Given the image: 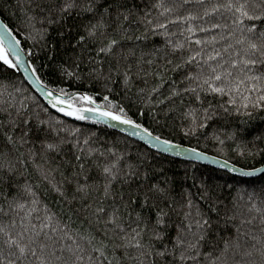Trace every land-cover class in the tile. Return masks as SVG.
Returning <instances> with one entry per match:
<instances>
[{
	"label": "snow or ice",
	"instance_id": "obj_1",
	"mask_svg": "<svg viewBox=\"0 0 264 264\" xmlns=\"http://www.w3.org/2000/svg\"><path fill=\"white\" fill-rule=\"evenodd\" d=\"M141 3L143 0H140V3H137V0H62V2L38 0L35 8L40 13H47L44 19L39 21L40 24L47 22L50 26L55 25L61 35L68 18L75 16L79 19L90 16L95 23L90 20L89 24L84 26L86 35H80L77 43L79 45L91 40L95 44L99 39L100 43L96 48L97 57L101 54L106 57L111 56L115 48L120 46V41L116 39H108L107 43L104 42L108 28L113 25L115 31L125 39H132L128 35L132 26L139 27L141 24L148 31L142 36H135V40H147L148 34L165 37L164 48L156 49L155 54L157 56L162 54L166 65L171 66V71L182 76L179 83L184 87L181 92L174 86L170 94L159 103L164 104L165 100L172 101L173 98L183 94H191L199 105V107H190L183 113L184 118L189 120L188 129L183 133L185 137L195 136L213 124L220 127L219 122H227L228 117L233 116V112L237 115L243 113L251 118L250 109L264 110V0H172L170 4H166L164 0H157L151 5L158 12L155 20L149 18L150 12L143 11ZM189 5L195 11L188 9ZM182 9L185 10L183 14H181ZM217 14L221 17L227 14L230 23L221 24L214 21L212 18ZM159 17H164V20L161 22ZM36 21L37 16L33 14L26 16L22 24L25 27H35ZM169 25H181L179 35L183 37L182 42L171 39L177 34L169 31ZM0 29H2L0 67L18 71L27 63L19 47L20 42L10 39L6 48L5 35L11 37L12 33L8 25L0 24ZM214 30H220L219 41H228L223 49L215 48L219 43L216 35L210 40L193 39L197 32L207 34ZM186 45L189 55L185 57L182 53ZM209 45L212 46L210 51L206 50V46ZM177 53H181L179 62L168 59L169 55ZM28 55L30 56L31 53L29 52ZM131 55L134 56L135 52L132 51ZM150 55L152 53L142 52L139 61L144 62ZM121 58L127 59L123 54ZM82 62L81 58L68 67L61 65L60 74L77 81L81 80ZM146 62L149 65L153 63L151 59H147ZM99 63L101 61L96 59L89 60L87 75L95 76L96 79L103 77L106 81L111 80V70L105 77L101 68L92 66ZM29 68L31 75H26L25 79L40 88L47 100V107H41L33 98L35 108L30 111L28 104L19 100V96L24 92L22 87L13 85L12 91H8L7 87L0 91V149H2L0 150V193H3V203H0V264H122V258L117 256L118 251H123L124 258L136 261L137 264H145L149 257H152L151 264H168L169 256L175 264L177 253L181 264L189 260L192 264H264V201L257 203L250 196V203L245 210L237 208L231 215L225 213L221 216L217 206L219 198L215 196V185L206 178L195 175L189 177L185 171L183 180L191 179L199 193L197 199L202 203H197L193 199L191 190H186L185 184L178 182L175 176H165L163 181L152 182L150 177L154 173L148 170L152 162L144 156H140L137 163L128 164L122 178L125 183L129 182V177L140 181L137 191L129 194L128 204H138L141 209L147 208L149 211L155 210V224L148 242L144 241V233L147 224L151 222V217H143L142 213L138 212L135 217L137 226L129 230L124 224L122 209L117 206L116 195L110 190L112 182L121 178L122 157H116L113 162L102 167V175L105 179L103 199L98 201L95 207L91 203L85 206L84 210L90 213V218L86 217L88 227L85 228L82 224L77 226L69 213L75 214L79 211L73 209L71 205L77 199L81 201L87 199L91 190L86 182L84 184L79 182L81 175L87 181L85 165L78 163V171H72L70 176L61 173L62 179L59 181L55 179L54 173L58 169L48 166L49 159L53 153L61 154L63 145L69 141L59 137V133L64 131L58 127L62 122L59 119L53 121L51 118L45 120L41 112L47 115L49 109H54L56 113L78 121L90 119L88 114H91L96 117L92 120L94 124L113 127L115 122L118 125H126L133 130L132 135L140 136L151 147L156 148L157 153L183 155L187 159L204 158L203 153L198 152L196 148L185 149L170 139L153 136L147 128L131 119L124 107L113 104L107 95L103 97L106 103L101 108L95 106V101L90 95H73L66 93L64 89H60L57 94L40 83L38 70L31 64L24 68L25 73ZM192 68L195 70H191ZM130 73V68H125L123 73L117 69V75L123 76L126 88L132 83ZM160 75L162 79L163 74ZM164 83L162 80L161 84L154 87L151 92L159 93ZM173 84L175 85V82ZM209 96L213 98L228 96V103L232 108L224 104L213 105L207 100ZM237 96L240 98L239 102ZM75 101H82L90 107L77 106ZM247 131V128L237 126L227 138L242 140ZM53 133L56 134V139H50ZM69 134L75 135V132ZM212 138L220 144L225 142L216 130L213 131ZM257 142H264V131L257 133L250 143L256 145ZM87 143L88 141L85 140V144ZM37 144L39 149L36 148ZM25 148L27 151L22 150ZM258 153L264 156V148H258ZM248 154L254 156L256 153ZM38 157L44 161L42 164L36 163ZM82 159L81 155L75 156L77 162ZM223 167L228 172L237 171L227 161ZM158 171L162 173L163 169ZM33 173L37 183H33ZM257 173L264 174V168L239 171V175L248 177ZM74 181L75 191L69 200L68 194ZM40 189L46 194L55 193L54 199L58 198L66 202L69 205L68 212L66 213L63 208L59 212H54L47 205L41 208V200L37 195ZM133 195L136 197L135 200L132 199ZM110 197L112 203L107 204L106 201ZM177 197L181 202V208L188 209L184 213L188 223L183 232H177L172 239V248L169 249L164 241L168 238L167 229L171 225L166 222L169 212L164 206L172 210ZM120 200H124L123 194L120 195ZM123 210L131 218L128 205H124ZM213 213L216 214L215 221L212 217ZM238 218L242 225H253L259 220V236L248 232L241 233L239 226H236L234 234L231 233L229 229L235 226ZM142 222L143 228L140 227ZM94 224H102V228L93 230ZM98 232H102V235L98 236ZM242 236L247 239L242 241ZM155 241L161 242L163 246L157 249L154 245ZM248 241L253 243L249 244ZM205 247L208 248L207 252L204 251ZM130 250H135L137 255L131 256Z\"/></svg>",
	"mask_w": 264,
	"mask_h": 264
},
{
	"label": "trees",
	"instance_id": "obj_2",
	"mask_svg": "<svg viewBox=\"0 0 264 264\" xmlns=\"http://www.w3.org/2000/svg\"><path fill=\"white\" fill-rule=\"evenodd\" d=\"M37 2L38 0H0V20L3 24L9 26V30L14 38L20 42L19 46L26 55L29 63L38 70L37 76L40 78L42 85H46L49 90H53L57 94H59L60 89H64L66 93L73 95H90L93 97L95 104L102 108L106 103L103 97L107 95L113 104L124 107L131 119L140 123L142 127L147 128L154 136H160L162 139H170L174 143L196 148L202 153L227 161L241 169H254L264 165V156L258 153V148H264V142H257L256 145L250 143L257 133L264 131V110L250 109L252 112L251 118L243 113L237 115L233 112V116L228 117L227 122H219L220 127L213 124L208 129L201 130L195 136L185 137L183 135L189 126V120L184 118L183 113L188 108L199 107V105L191 94H183L180 97L173 98L172 101L165 100L164 104L159 103L160 100L170 94L174 86L179 88L181 92H183L184 87L179 83L182 76L171 71V66L166 65V60L162 57V54L161 56L155 54L156 49L164 48L165 37L148 34L147 40H135V36H142L148 31L141 24L139 27L132 26V29L128 33L132 39H125L120 33L115 31V26L113 25V27L108 28L104 42L107 43L108 39H116L120 41V46L115 48L111 56L106 57L101 54L97 57L96 48L99 46V39H97L95 44L91 40L79 45L77 43L80 35H86L84 26L88 25L89 21L92 20L90 16L79 19L75 16L68 18L66 27L63 29V35H61L60 30L55 25L50 26L47 22L43 25L40 24L39 21L44 19L47 13H40L35 8ZM57 2H62V0H57ZM156 2L157 0H143V3L140 4L143 11L150 12L149 18L154 20L157 19L158 12L151 5ZM164 2L170 4L172 0H164ZM137 3H140V0H137ZM187 7L195 11L191 5ZM184 11L182 9L181 14ZM33 14L37 16L35 27H25L22 22L25 21L26 16ZM212 19L221 24L230 23L227 19V14H224L223 17L217 14ZM159 20L162 22L164 17H159ZM92 22L95 23L94 20ZM205 26L208 25L205 24ZM125 27H127V24H125ZM169 31L177 34L171 37L172 40L178 42L183 41V37L179 35L181 25H169ZM219 32L220 30H214L212 33L207 34L197 32L193 39L210 40L213 35H216L219 41ZM224 34L226 35V33ZM227 43L228 41H219L215 45V48L218 50L223 49ZM211 47V45L206 46V50L210 51ZM132 51L135 52L134 56L131 55ZM29 52L31 53L30 56L28 55ZM142 52L152 53V55L146 57L144 62H140L139 57ZM121 54L126 56L127 59L121 58ZM182 54L185 57L189 55L187 45ZM180 55L181 53L169 55L168 59L179 62ZM81 58L83 59L80 68L82 71L81 80L77 81L60 74L61 65L68 67ZM225 58H227L226 55ZM93 59L101 61V63L92 66L101 68L103 76H108L111 70V80L106 81L103 77L96 79L95 76L89 77L87 75L90 67L88 61ZM147 59H151L153 63L149 65L146 62ZM125 68L131 69L130 78L132 83L127 88L123 83V76L117 75V69L123 73ZM191 70L194 71L195 69L192 68ZM161 73L163 74L162 79ZM162 80L165 83L163 88L160 89V92L152 93L151 90L161 84ZM173 82H175V85ZM13 85L24 89L23 95L19 96V100L28 104L30 111L35 108L32 102L33 98H35V101L41 107H47V104L29 87L19 71L7 70L4 67H0V91L5 87H7L8 91H12ZM141 90H143V95H141ZM25 97H27V100H25ZM228 99V96L207 97V100L211 101L213 105L224 104L226 107L232 108V105L228 103ZM239 101L240 98L237 96V102ZM75 104L80 107H90V105L82 101H75ZM204 106H207V102ZM141 112L143 115H141ZM41 116L45 120L49 118L53 121L59 119L62 123L58 127L64 129V131L59 133V137L66 138L69 141V143L63 145V152L61 154L53 153L49 159L48 166L53 169H58L54 173L55 179L58 181L61 180V173L70 176L72 171H78V163H84L85 165L84 171L88 177L87 181L81 175L79 182L81 184L86 182L91 190L87 199L84 201L77 199L71 205L73 209L79 211L75 214L69 213L72 215V219L76 221L77 226L82 224L85 228L88 227L86 217L90 218V213L86 212L84 208L89 203L95 207L97 202L103 199L105 179L102 175V167L105 164L113 162L116 157L123 158L120 162V167L123 171L120 173L121 178L112 182L110 190L116 195L117 206L121 207L124 224L129 230L137 226L135 217L138 212L142 213L143 217H151V222L147 224L144 233L145 243L148 242L149 237L152 235V228L156 219L155 210L149 211L147 208L141 209L138 204H128L129 194L137 191V185L140 181L129 177V182L125 183L122 178L123 172L127 171V165L137 163L140 156L147 157L152 162L148 169L149 172L154 173L150 177L152 182L163 181L165 176H175L178 182L185 184L186 190H191L193 199L197 203H202L197 199L199 193H197L191 179L187 181L183 180L185 171H187L189 177L195 175L206 178L208 182L216 186L215 196L219 198L217 206L221 216L225 213L231 215L237 208L242 211L245 210L246 206L250 203V196L257 203L264 201V174L255 178L237 177L219 169L157 153L143 144L102 124H94L89 120L78 121L72 117H66L61 113H56L51 109H49L47 115L41 112ZM237 126L247 128V134H245L242 140H229L227 138L228 134ZM76 129L80 131L76 132ZM214 130L224 139V144H220L212 138ZM69 132H75V135H70ZM50 139H56V134L53 133ZM85 140L88 141L87 144H85ZM36 148L39 149V144L36 145ZM22 150L27 151L26 148ZM249 152L256 154L254 156L249 155ZM112 153H115V155ZM76 155H81L83 157L82 161L77 162L75 160ZM43 162L39 157L36 160L37 164H42ZM158 169H163V172L161 173ZM29 171H32L31 165ZM37 182L35 173H33V183ZM75 185L76 182L74 181L68 194L69 200L75 191ZM177 191H179V188H177ZM121 194L124 195L123 201L120 200ZM37 195L41 200V208L47 205L54 212H59L61 208L66 213L68 212L69 205L58 198L54 199L56 197L55 193L46 194L43 189H40ZM132 199H136L135 195L132 196ZM0 203H3V193H0ZM106 203H112L111 197ZM124 205H128V211H131V218L124 212ZM164 207L169 212V217L166 218V222L171 225L167 229L168 238L164 243L171 249L172 239L177 235L178 231L183 232L188 223V220L184 216V213L188 209L181 208V202L178 197L172 210H169L166 206ZM192 212L194 216V208ZM245 215H247L246 212ZM212 217L215 221L216 214L213 213ZM65 220H67L66 216ZM259 223L260 221L256 220L253 225H242L240 218H238L235 226H231L229 231L234 234L236 226H239L241 233L248 232L249 234L259 236ZM140 227H144L143 222L140 224ZM99 228H102V224L93 225V230ZM193 230H195L194 226ZM97 234L98 236L102 235V232H98ZM227 234L225 233V235ZM241 239L243 241L247 237L242 236ZM248 243L251 244L253 241H248ZM154 245L157 249L163 246L159 241H155ZM204 251L207 252L208 248L205 247ZM130 255L135 256L137 252L130 250ZM117 256L122 258V264H137L136 261L124 258L123 251H118ZM151 261L152 257H149L145 264H151ZM168 264H173L171 256L168 257ZM175 264H181L178 253ZM185 264H192V261H186Z\"/></svg>",
	"mask_w": 264,
	"mask_h": 264
},
{
	"label": "water",
	"instance_id": "obj_3",
	"mask_svg": "<svg viewBox=\"0 0 264 264\" xmlns=\"http://www.w3.org/2000/svg\"><path fill=\"white\" fill-rule=\"evenodd\" d=\"M0 24H3L1 20H0ZM0 31H2V29H0ZM10 39L16 40L13 35H11V37L5 35L4 44H5V47L6 48H7L8 41ZM22 55H23L24 60L27 63L24 66H22L18 71L21 73L22 77L24 78V80L26 81V83L29 85V87L34 91V93L36 95H38L47 104V100H46L45 96L41 93L40 88L37 87L36 84L30 83L29 80L25 79V76L26 75L27 76H30L31 75V68H29L28 69V72L25 73L24 68L27 67V65L30 64V63H29V61H28V59H27V57H26V55L24 54L23 51H22ZM95 106H98V105L95 104ZM51 110H53L55 112L54 109H51ZM88 115H90V119H88L89 121H92L93 119H96V117L91 116V114H88ZM113 124H114L113 127H109L106 124H102V125H104V126H106L108 128H111V129L117 131L118 133L123 134V135H125V136H127V137H129V138H131V139H133V140H135V141L143 144L144 146H146V147H148V148H150V149H152V150H154V151L157 152V149L156 148L151 147L148 143H146L143 139H141L140 136L132 135L133 130L131 128H129L128 126H126V125H118V124H115V122H113ZM141 135H143L142 132H141ZM181 146L183 148H185V149L190 148V147L183 146V145H181ZM198 152H200V151H198ZM161 154H164L166 156H169V157H172V158H176V159H181V160H186V161L194 162V163H197V164H200V165L209 166V167H212V168H215V169H219V170L225 171V172H227V173H229L231 175H234V176H237V177H241V178H255V177H258V176L262 175L261 173H257L255 176H251V177L241 176V175H239V171L240 170H243V171H251L253 169H241V168L236 167L235 165H232L231 163H228L227 162L229 165L234 166L237 169L236 172H228L227 169L223 167V165L225 163L224 160H221L219 158L213 157V156L208 155V154H205V153H203V157L204 158H200V159H187L183 155H181V156H173L170 153H161ZM258 168H264V165H262V166H260Z\"/></svg>",
	"mask_w": 264,
	"mask_h": 264
}]
</instances>
